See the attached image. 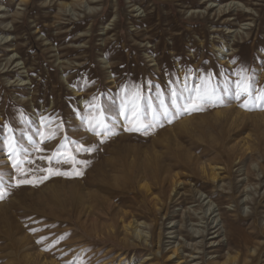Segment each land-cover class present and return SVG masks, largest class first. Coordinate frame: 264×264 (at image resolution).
I'll return each mask as SVG.
<instances>
[{
  "label": "rangeland",
  "instance_id": "374dc122",
  "mask_svg": "<svg viewBox=\"0 0 264 264\" xmlns=\"http://www.w3.org/2000/svg\"><path fill=\"white\" fill-rule=\"evenodd\" d=\"M0 5V264H264V0Z\"/></svg>",
  "mask_w": 264,
  "mask_h": 264
},
{
  "label": "bare ground",
  "instance_id": "6f19581e",
  "mask_svg": "<svg viewBox=\"0 0 264 264\" xmlns=\"http://www.w3.org/2000/svg\"><path fill=\"white\" fill-rule=\"evenodd\" d=\"M26 3L27 2H24L23 1V4H25L26 5ZM232 4H229V5H226L223 9L221 8L220 9V11H228V10H230V8H232V6H231ZM65 6H67V5H65ZM2 6L0 5V8H1ZM234 7V6H233ZM232 10H233V8H232ZM234 11V10H233ZM2 13H5L4 11H2V10H0V14H2ZM222 13V12H221ZM17 14H19V15H22L21 13H19V12H17ZM3 17H5L6 18V13L3 15ZM7 21L6 20H3L2 22H1V24L3 25V24H5ZM1 30H2V32L3 31H7L6 30V28L4 29L3 27H1ZM211 171V170H210ZM215 172V171H214ZM217 177H218V174H216V173H213L212 174V179L213 180H215L216 181V179H217ZM180 180V179H179ZM142 182V179H140V181H139V183H141ZM140 185V184H139ZM145 185V184H144ZM175 185H177V178H176V183H175ZM142 187V186H141ZM144 190L145 191H147V193H148V191H151V190H149V187L148 186H144ZM145 194H146V192H145ZM153 199V198H152ZM153 204V203H152ZM154 206V205H153ZM154 208H155V206H154ZM158 209V208H157ZM215 213V211L210 215V218H212L211 216L213 215ZM130 216V215H129ZM216 217L217 216H215L213 219H212V221H213V223L215 224L216 222H217V219H216ZM126 218V219H125ZM125 219V220H124ZM128 218H127V216H126V214L124 215V217H123V220L124 221H126ZM209 219V218H208ZM208 221H210V220H208ZM212 224V223H211ZM128 227V228H127ZM219 227V223L216 225V228H218ZM126 228H127V231L130 229V231H131V233L130 234H132V236H134V237H136V238H138L139 240H141L142 241V243L143 242H145L147 245L149 244V242L150 241H153L152 240V236H151V233L150 232H143V231H141L140 229H138V225L137 224H135V223H132V222H130L127 226H126ZM228 228V227H227ZM219 230V229H218ZM228 232V231H227ZM154 235V234H153ZM216 237V236H215ZM217 238V237H216ZM237 238V237H236ZM137 239V240H138ZM231 242V241H230ZM154 243V242H153ZM178 250V249H177ZM177 250H173L174 252H173V254L171 255V257H173V256H175L176 257V259H178V260H181V258L179 257V254H177V253H179ZM170 257V258H171ZM120 264V263H119ZM123 264V263H122Z\"/></svg>",
  "mask_w": 264,
  "mask_h": 264
},
{
  "label": "snow or ice",
  "instance_id": "6c2138e0",
  "mask_svg": "<svg viewBox=\"0 0 264 264\" xmlns=\"http://www.w3.org/2000/svg\"><path fill=\"white\" fill-rule=\"evenodd\" d=\"M237 87L240 89V92L237 93V96H240L241 94H245V93L247 95L251 96V92L249 91L248 85L246 83L239 84V85H237ZM211 98H212L211 95L207 91H205L203 93L198 92L195 100L193 101V107L196 106V101L204 102L207 100H211ZM258 98L261 101H264V93H262ZM139 99H140L139 94L136 93V94H134L132 100L130 101V103L132 104V111H133L134 115L136 114L137 109L139 107V104H138ZM241 106L247 107V104H242ZM97 123L101 127L103 126L102 120L97 121ZM130 123H132L133 126L128 129L129 131H140V128L136 126L135 122H130ZM97 135H100V133H97ZM101 142H103V141H101ZM77 150H79V149H77ZM56 174H62V173H56ZM23 182L27 183L28 181H23Z\"/></svg>",
  "mask_w": 264,
  "mask_h": 264
}]
</instances>
